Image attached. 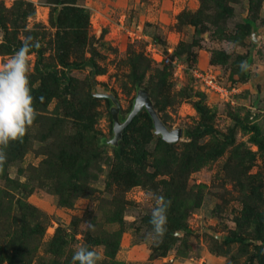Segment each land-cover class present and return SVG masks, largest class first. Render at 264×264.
<instances>
[{
    "label": "rangeland",
    "instance_id": "374dc122",
    "mask_svg": "<svg viewBox=\"0 0 264 264\" xmlns=\"http://www.w3.org/2000/svg\"><path fill=\"white\" fill-rule=\"evenodd\" d=\"M29 37L38 115L0 171V264H73L82 245L98 264H264V0H0V67ZM140 87L177 142L142 109L110 143L112 102L91 90L124 120ZM203 125L233 137L185 134Z\"/></svg>",
    "mask_w": 264,
    "mask_h": 264
},
{
    "label": "clouds",
    "instance_id": "9594fccd",
    "mask_svg": "<svg viewBox=\"0 0 264 264\" xmlns=\"http://www.w3.org/2000/svg\"><path fill=\"white\" fill-rule=\"evenodd\" d=\"M34 46L38 45H33L29 37L0 67V171L7 160L9 143L22 142L38 115L30 87V52ZM246 67L245 63L241 64L242 70ZM153 199L155 205L151 209L150 219L152 230L147 233V238L158 242L167 231V210L171 201L162 195H155ZM102 259L98 251L89 250L83 245L76 248L72 256L73 264H98Z\"/></svg>",
    "mask_w": 264,
    "mask_h": 264
},
{
    "label": "water",
    "instance_id": "95a60500",
    "mask_svg": "<svg viewBox=\"0 0 264 264\" xmlns=\"http://www.w3.org/2000/svg\"><path fill=\"white\" fill-rule=\"evenodd\" d=\"M91 94L99 98H108L112 102L110 113L113 120V138L110 140V143L114 145L118 144V141L122 138L123 130L142 109H145L149 114L153 123L155 134L160 135L165 142L175 143L182 136L183 129L181 127L168 128L161 120L145 88L140 87L137 89L132 108L124 120H120L119 118L120 105L114 94L110 92L97 91L95 89L91 90Z\"/></svg>",
    "mask_w": 264,
    "mask_h": 264
},
{
    "label": "built area",
    "instance_id": "2783aa9c",
    "mask_svg": "<svg viewBox=\"0 0 264 264\" xmlns=\"http://www.w3.org/2000/svg\"><path fill=\"white\" fill-rule=\"evenodd\" d=\"M151 47V44L148 45ZM153 45V52L154 51ZM158 55V54H157ZM160 61H163L167 64H170L174 69H181L189 71L192 77L203 85L208 90H211L215 93L220 94L221 96L227 95L229 88L225 86L217 77L207 69L197 68L196 66L189 65L183 58L179 57H170L166 55H160Z\"/></svg>",
    "mask_w": 264,
    "mask_h": 264
},
{
    "label": "trees",
    "instance_id": "16d2710c",
    "mask_svg": "<svg viewBox=\"0 0 264 264\" xmlns=\"http://www.w3.org/2000/svg\"><path fill=\"white\" fill-rule=\"evenodd\" d=\"M206 130H211L214 131L215 133H217L218 135L222 136L225 140H231L232 139V133L229 132V134L227 135H222L219 132H217L211 125H203L201 128L196 129V130H192V131H186L185 134L186 135H195V134H200ZM225 239L227 241H249L250 239H245L242 238L240 236H227L225 237ZM251 241V240H250ZM256 241V240H255ZM258 242V241H257Z\"/></svg>",
    "mask_w": 264,
    "mask_h": 264
}]
</instances>
